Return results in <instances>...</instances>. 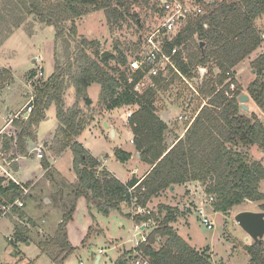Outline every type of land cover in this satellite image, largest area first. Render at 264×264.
Wrapping results in <instances>:
<instances>
[{
	"label": "trees",
	"instance_id": "obj_1",
	"mask_svg": "<svg viewBox=\"0 0 264 264\" xmlns=\"http://www.w3.org/2000/svg\"><path fill=\"white\" fill-rule=\"evenodd\" d=\"M208 1L206 13L186 21L165 46L166 52L181 47L178 67L184 77L193 80L199 68L208 69L199 88L200 98L207 101L206 105L184 137L169 149L164 137L168 124L158 113L156 97L158 89H168L171 83L161 86L163 81L154 79L156 87L139 93L135 86L144 74L123 70L128 65L124 53L119 51L102 59L104 52L100 51L99 42L85 38L77 42V21L84 16L104 11L111 30H122L128 22L141 28L140 13L151 11L159 19L162 17L161 0H0V49L20 29L29 37L35 35L37 24L54 27L56 31L54 73L35 87L34 110L29 119L15 122L20 129L18 150L25 154L34 128L43 121L44 113L55 107L60 126L50 150L57 156L67 150L74 154L77 182L66 185L67 194L61 191L56 201L63 212L62 221L53 237L38 244L54 262L64 264L75 250L67 228L81 198L108 216L114 210L121 212L123 206L132 205L134 198L139 205L147 207L153 198L171 191L172 186L199 182L208 184L206 193L214 197L215 212L229 214L248 201H264L260 190L264 165L261 161L249 162L246 155L248 148L264 149V118L255 112L246 115L239 101L243 89L236 78V68L264 44L263 31L258 26V21L264 19V0ZM199 2L204 4V0ZM112 61L115 65H111ZM251 66L256 77L246 91L264 114V53ZM3 74L11 75L7 69L0 71V84L4 82ZM69 84L74 87L77 98L72 107L65 103ZM94 84L101 87L99 100L107 110L122 106L135 108L129 127L136 153L152 167L141 181L134 177L123 183L106 169L101 171L102 163L77 141L84 129L80 103L92 106L88 90ZM115 158L126 163L133 154L116 149ZM42 166L49 176L46 158L42 159ZM133 187L132 195L129 190ZM27 199L19 185L0 177V207ZM161 208L166 212L162 221L154 212L136 217L139 222L154 221L159 225L139 248L149 263L212 264L206 252L191 247L174 228L177 211L168 206ZM19 217L23 218V213ZM26 231L27 228L16 226V239L27 242ZM247 252L254 264H264V244L249 245ZM133 253L124 252L112 264H134Z\"/></svg>",
	"mask_w": 264,
	"mask_h": 264
},
{
	"label": "rangeland",
	"instance_id": "obj_2",
	"mask_svg": "<svg viewBox=\"0 0 264 264\" xmlns=\"http://www.w3.org/2000/svg\"><path fill=\"white\" fill-rule=\"evenodd\" d=\"M140 18L141 28H138L135 23L128 22L122 30L117 28L111 30L104 11L92 12L77 21L79 33L77 42L79 43L82 38L89 41H97L100 43V51H108L112 54H118L121 51L128 58L129 63L130 58L140 52L138 45L140 35L155 31L161 23V19L151 11L140 13ZM258 26L264 34V19L258 21ZM35 29L36 33L32 37H29L23 29L18 30L0 49V71L7 69L11 74L10 77L3 74L2 80L4 82L0 84V97H2L1 99L11 97L12 108L26 105L30 97L35 94V90L31 92L29 82L38 75L41 69L44 72L45 81L54 73V57L57 47L56 31L54 27L41 26L39 24L36 25ZM262 53H264V44L260 50L236 68V78L242 86L243 95L247 94L246 88L256 77V72L252 69L251 64ZM111 65H115V62L112 61ZM127 69L128 66L126 65L123 70ZM215 72L218 73L219 70L215 69ZM189 82L197 89V78L189 80ZM149 84V80L146 79L143 89ZM100 93V86L97 84L89 89L90 97L94 100L100 99ZM1 99L0 110L2 109ZM156 101L159 115L170 111L172 117L164 136L167 148L173 145L174 140L172 141V139L174 135L179 138L187 128L190 119L197 115L207 102L195 96L194 91L178 76L173 77L168 89H158ZM76 102L75 89L69 84L65 95L66 106L72 107ZM80 105L83 109L82 121L84 125L91 120L92 116L99 117L106 109L100 103V100L96 102L94 108L85 106L83 102ZM246 105L249 107L246 115L249 116V113L255 112L260 118H264V114L261 113L254 102L249 100ZM119 111H117L119 116L115 123L124 130L123 138L120 139L119 135L118 139L114 140L112 131H109L105 124L101 126V122H98V128L100 129H97L95 133L98 137H96L97 139L90 138L86 148L90 149L91 154L97 158L101 159L109 156L111 168L119 174L120 178L127 179L123 180L125 183L131 181L134 177L141 181L149 170L147 173L142 169L139 172L134 170L136 168L135 164L139 162L136 159V147L129 142L131 135L128 131V128H130L129 124H127L128 114L134 113L135 108L122 106ZM48 115H50V109L44 113L43 120ZM181 116L187 119L179 120ZM50 117L49 122L41 121L39 123V141L44 138L48 130L55 129L58 124L55 109L52 110ZM102 117L104 115L100 116L99 119L101 121H103ZM3 125L4 123L0 119V127ZM89 125L86 126V130L90 128ZM103 132L106 133L107 139L110 137V140L104 138ZM167 141L172 142L167 144ZM114 148L132 150L133 161L118 162L115 158ZM46 155L44 153L45 158L48 159ZM246 155L249 162L261 161L262 164L264 163V149L260 146L248 148ZM57 167L63 174L62 176H65L71 182H77L72 151L63 158ZM103 169L105 168L102 167L100 170L102 171ZM42 170V161L40 162L36 158L34 160L27 158L23 162L21 175L19 174L15 177L20 182H26L25 180L29 178L39 177ZM135 171L138 174H134ZM125 173L126 176H124ZM52 176L56 177L57 174L53 172L49 177ZM55 179L57 180L56 183L51 184L50 188L57 191L58 184L60 183L63 188V183L61 178L57 177ZM44 182L47 181L44 180ZM34 189L36 190V187ZM207 189L208 184L192 182L173 188L172 191L166 190L152 199L146 211L149 210L151 214L154 212L162 221L166 215L165 210L161 208L162 206H168L176 210L177 220L173 223L174 228L177 229L178 234L180 233L179 235L191 247L197 251L206 252L212 264H254L247 252V246L252 245L253 241L236 223L235 218L239 213L245 211L264 212V201L256 203L248 201L242 206L234 208L229 214L214 215L212 213L213 216L209 217L215 223V228L208 230L202 224L201 218L196 211L200 208V205L206 206L210 211L213 209L214 197L207 195ZM35 190L26 195L29 199L26 200V206L22 210L17 211L16 214L13 213L0 218V264H58L42 252L38 244L46 240L37 234L39 228L37 227L36 230L34 228L36 223L38 226L43 227L42 221L46 218L49 219L50 223V219L53 220V216L57 217V214L52 215L50 210H48L49 208L44 206L50 199L46 198L42 201L39 193L38 195L37 193L33 194ZM260 190L264 193V182L261 183ZM31 194L32 196L30 197ZM211 198H213L212 202ZM87 205L91 206L90 210ZM21 213L24 215L23 218L19 217ZM137 213H144V210H140L138 206L125 205L121 212L114 210L106 216L99 212L95 206L90 205L86 198H81L77 204L73 219L67 228L69 241L75 250L65 260L64 264H111L112 261L118 259L128 249L131 251L130 249H133L135 242L141 236H149L159 226L154 221L139 222L136 219L139 216ZM25 215L31 220L24 219ZM16 226L28 229L26 231L29 237L27 242L16 239ZM156 247L158 248L159 246L156 245ZM100 250L104 251V254L101 255V260L97 263Z\"/></svg>",
	"mask_w": 264,
	"mask_h": 264
},
{
	"label": "crops",
	"instance_id": "obj_3",
	"mask_svg": "<svg viewBox=\"0 0 264 264\" xmlns=\"http://www.w3.org/2000/svg\"><path fill=\"white\" fill-rule=\"evenodd\" d=\"M262 35H264V34H262ZM204 68H206V67H204ZM30 89H31V92H32L33 91L32 87H30ZM88 92H89V90H88ZM100 92H101V87H100ZM89 97H90V94H89ZM1 98L2 97H0V99ZM99 98H100V95H99ZM90 99L93 102V104H92V106L90 108H94V106L96 105V102L99 99L94 100L91 97H90ZM250 101H252L251 98H250ZM1 106H2L1 107L2 109L0 110V119L2 120V122L4 123V125L2 127H0V177H4L8 181L11 180L14 183H17V184H20L22 186L28 187L29 193L32 192L33 190H35L34 187H36V190L35 191H37V192L34 191L33 194H36L37 193V195H38V193H39V195L41 196L42 201L44 199H46V198L47 199H50V200H48V203H46V205H44V206L46 208H49L48 210H50V213L52 215L57 214V217L56 216H53V220L50 219V223H49V219L48 218L43 219V221H42L43 227L38 226L37 223H36V225H34L35 230L37 229V227L39 228V230H37V234H39L42 239L47 240V239L53 237L56 234L55 231H57V229H58V227H59V225H60V223L62 221V218H63V212L58 207L57 202H56V201H58L57 199H59V194L61 193V191L63 193L67 192L66 185H70V184H74L75 183V182H71L70 180L66 179L65 176H62L63 174L61 173V171L57 167L58 164L63 160V158L68 153H71V151L70 150H67L61 156H57L56 154H54L50 150L51 149L50 147H51V145L53 143V140L55 138L56 132H57L59 126H60V123L58 121V124L55 127V129L48 130L47 134L44 136V138H42L41 141H39V138H38L40 124L38 126H36L34 128V130H33V137L32 138H29V140L27 142V145H28L27 150L28 151L25 154H21L19 152V150H18V134L20 133V129L15 125V122L16 121L22 122V121H21V119H15L12 122L11 118L13 116L19 114L20 112H22L23 109H24V107H25V105H20L19 107L17 106V107L12 108L11 107V97H5V99H1ZM54 109L56 111V108L55 107L50 108V115H48L47 118L45 120H43L44 122H49L50 121V119H51L50 116L52 114V110H54ZM117 111H119V109L107 110V108H106L102 112V114H101L102 116L104 115V117H102L103 118V121H101L99 119L101 115L99 117L92 116L91 115L92 116L91 117V120L88 121V123L86 125H84L85 130L77 138V141L79 143H81L86 148V146L88 145V141H89L90 138H96V137H98L97 134H95L96 131H97V129H100V128H98V122H101V126H103V124L107 125V129L109 131H112V136H113V139L114 140L118 139L119 135H120V139H122L123 138V134H124V130L122 128H119L117 126V124L115 123V122H117L115 120L118 118L119 112H120V111L119 112H117ZM167 113H168L169 121H166L163 118V115L165 113H162V115H160V116L164 119L165 122H167V124H170L171 123V119H172L171 113H170V111H168ZM198 113H197V115H198ZM56 116H57V114H56ZM88 124H90L89 125L90 128L89 129L87 128V130H86V126ZM187 129H188V127L184 130V133L179 136V138L174 135V138L172 139V141L174 140L173 145L171 147H169V149H171L177 143L178 139H181V138L184 137ZM87 131H88V133H86ZM128 131H129V133L131 135V138H130V141L129 142H130L131 145L135 146L134 143L131 142L132 140L134 141V139H133V137H134L133 132H132V130L130 128H128ZM102 135L104 136L105 139H107L106 133L103 132ZM107 140H110V137ZM172 141H167L168 142L167 144H169ZM33 145H41V146L44 147V151L47 154L46 155L47 158H48L47 160L49 161V165H50V167H49V170L51 171L50 173L51 174L53 172L56 173L57 174L56 177H54V176L49 177L51 174L49 176H47L46 174H47L48 171L43 168L42 173H41V175L39 177L36 176L35 178H29V179L25 180L26 182H20V181L17 180V178L15 176H18L19 174L21 175V171L23 170V162H24V160H26L27 158H30V159H33L34 160L36 158L38 161H40V162L42 161V160H39L36 155L30 153V150L32 149V146ZM117 148H119V147H117ZM86 149L89 152L91 151L88 148H86ZM120 149H122L124 151H127V152L133 154V151L132 150L124 149V148H120ZM91 155L94 158L98 159L102 163V167L103 168H105L107 171H109L111 174H113L118 180H120L121 182L125 183L123 180H125L126 178H120L119 174H117V172L114 171L111 168L109 156H106L105 158H101L100 159V158H97L96 156H94L93 154H91ZM136 159H138V162L139 163L138 164H135L136 168L134 170H138V172H139L140 169H142V170L146 171V173L148 172V170H149V172L152 170V167L150 165L144 163L140 158H138V154L136 156ZM130 161H133V158ZM6 162H10V164H8ZM12 163H14V164L12 165ZM263 165H264V163H263ZM144 168H147V169H144ZM134 174H138L137 171H135ZM124 176H126V173H125ZM57 177L58 178H61L62 183H63V188L61 187V185L59 183L58 184V190L55 191L56 189L53 190L50 187H51V184L56 183L57 180L55 178H57ZM44 180H46L49 183L44 182ZM174 188H176V187H174ZM64 190H66V191H64ZM31 196H32V194L30 195V197ZM25 206H26V203H25ZM200 207H203L206 210V212H207V214L209 216H213L212 213L214 215H221V214H223V213L215 212L214 208L211 209V211H210V209L208 210L206 206H201L200 205ZM87 208L90 210L91 206L87 205ZM19 210H21V209H16L12 213H9V214H13V213L16 214L17 211H19ZM5 216H7V215H1V217H5ZM24 219L31 220V218L29 219V217L27 215H25V218ZM130 250L132 251V249H130ZM100 251H102V250H100ZM100 251H99V254H100ZM125 252H129V249L127 251H125ZM103 254H104V251L99 255L100 256V259L98 260L97 263L100 262L101 255H103ZM116 260H114V261H116ZM114 261H112L111 264Z\"/></svg>",
	"mask_w": 264,
	"mask_h": 264
},
{
	"label": "built area",
	"instance_id": "obj_4",
	"mask_svg": "<svg viewBox=\"0 0 264 264\" xmlns=\"http://www.w3.org/2000/svg\"><path fill=\"white\" fill-rule=\"evenodd\" d=\"M209 3L208 0H204V4L200 3L199 0H161V11L162 17L160 26L155 30L146 35H140L139 37V47L140 52L130 58L128 63V70L130 73H138L141 72L143 78L141 81L136 84L135 90L139 93L144 92L149 87H156L154 84V79H161L163 81L161 86L171 83V80L174 76H178L182 78L185 83L194 91L195 96L200 97L199 88L202 85L205 76L208 73V70L204 67L198 69V86L197 89L193 87V85L189 82L188 78L184 77L179 70L178 60L179 53L181 51V47H173L171 52H166L165 46L168 42H171L178 31L182 28V26L186 23V21L198 18L203 16L206 13L205 6ZM264 39V35H263ZM132 76V75H131ZM130 76V83L133 82L132 77ZM44 72L42 69L39 71L38 75L33 77L29 85L35 90V87L41 84V82L45 81ZM148 79L150 84L145 88V80ZM159 87V86H157ZM34 102L35 97L32 95L25 105L22 112L13 116L11 118L12 122L15 119H21V121H27L30 115L34 110ZM132 117V113L128 114L127 124H129V119ZM196 118V115L193 116L188 124V128L192 125ZM187 118L181 116L179 120H186ZM134 143V141H131ZM31 154L37 156L39 160L45 158L44 156V147L41 145H33L30 150ZM10 164V162H6ZM17 184V183H16ZM19 185L23 190V196H26L29 193V189L25 186ZM135 187L129 190V193L133 195ZM213 198H211V202ZM209 202V201H208ZM132 206H138L140 210H144V213H137L139 216L151 215V212L147 210V207H142L137 203V199L134 198L132 202ZM25 207V203L21 200L16 201L13 204H3L0 207V211L2 215H8L12 213L16 209H23ZM198 216L201 218L202 224L208 229L213 230L215 228V223L210 219L206 210L203 207L198 208L197 210ZM148 240V236H141L139 240L135 242L132 251L133 253V262L134 264H150L149 258L142 254L139 251V248L146 243ZM103 251H100V254Z\"/></svg>",
	"mask_w": 264,
	"mask_h": 264
},
{
	"label": "water",
	"instance_id": "obj_5",
	"mask_svg": "<svg viewBox=\"0 0 264 264\" xmlns=\"http://www.w3.org/2000/svg\"><path fill=\"white\" fill-rule=\"evenodd\" d=\"M112 53L106 51L102 55V59L111 56ZM250 100V96L244 94L240 97L239 101L242 109L249 111V107L246 102ZM166 121H169L168 113L163 115ZM107 127V125H106ZM138 158H141L138 154ZM174 186L171 187V191ZM236 223L245 231V233L251 238L253 244L263 245L264 244V212L245 211L239 213L235 218ZM100 256L98 257V260Z\"/></svg>",
	"mask_w": 264,
	"mask_h": 264
}]
</instances>
